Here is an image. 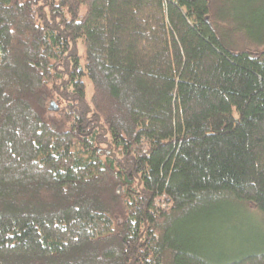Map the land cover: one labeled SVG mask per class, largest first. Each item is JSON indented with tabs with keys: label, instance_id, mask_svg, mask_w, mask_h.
<instances>
[{
	"label": "trees",
	"instance_id": "1",
	"mask_svg": "<svg viewBox=\"0 0 264 264\" xmlns=\"http://www.w3.org/2000/svg\"><path fill=\"white\" fill-rule=\"evenodd\" d=\"M262 48L264 0H0V264H264Z\"/></svg>",
	"mask_w": 264,
	"mask_h": 264
},
{
	"label": "rangeland",
	"instance_id": "2",
	"mask_svg": "<svg viewBox=\"0 0 264 264\" xmlns=\"http://www.w3.org/2000/svg\"><path fill=\"white\" fill-rule=\"evenodd\" d=\"M81 49H82L81 54L83 55L84 47L82 45H81ZM261 50L264 51V48H262ZM92 95H93L92 86L88 82V98L90 99ZM52 102L57 104V106L60 109L58 113H60L62 108L64 107V104L59 103L56 100H52L50 102V106ZM52 113H55V112H52ZM105 150H107V152L110 151V154L113 153V151H111L110 148L105 147ZM244 220L245 218L243 219V221ZM258 223L259 222L256 219V221H254V229L249 225L247 227L246 232H244L243 230L242 231L235 230L231 232L230 226L232 223H227V221H223L222 223H217L214 229V231L217 232V234L213 235L212 237L213 243H212V239H210L211 240L210 243L212 244H210L209 247L212 250L213 249L218 250L219 248H226L228 252H233V251L240 250L242 248L247 247V244H249L250 241H256V246H258L260 242L259 240L263 238V235H262L263 229L260 227ZM254 233H255V236H254Z\"/></svg>",
	"mask_w": 264,
	"mask_h": 264
},
{
	"label": "water",
	"instance_id": "3",
	"mask_svg": "<svg viewBox=\"0 0 264 264\" xmlns=\"http://www.w3.org/2000/svg\"><path fill=\"white\" fill-rule=\"evenodd\" d=\"M59 107L57 106V104H55L54 102L51 103V106H50V111L51 112H55V113H58L59 112Z\"/></svg>",
	"mask_w": 264,
	"mask_h": 264
}]
</instances>
